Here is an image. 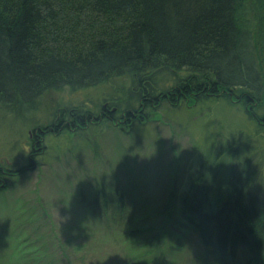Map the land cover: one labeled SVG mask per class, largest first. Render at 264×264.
I'll list each match as a JSON object with an SVG mask.
<instances>
[{
	"label": "trees",
	"instance_id": "16d2710c",
	"mask_svg": "<svg viewBox=\"0 0 264 264\" xmlns=\"http://www.w3.org/2000/svg\"><path fill=\"white\" fill-rule=\"evenodd\" d=\"M123 77L131 80L124 107L113 103L110 111L103 104L105 120L130 123L163 102L179 106L213 96H234L246 109L259 103L264 0H0V103L17 109L51 89H87ZM62 112L86 124L83 107ZM64 116L53 130L65 126ZM236 142L232 134L191 166L179 211L215 264H264V155L244 157ZM15 172L0 167V189ZM93 194L88 205L103 223L123 219L121 192ZM31 258L28 264H72L67 253Z\"/></svg>",
	"mask_w": 264,
	"mask_h": 264
},
{
	"label": "rangeland",
	"instance_id": "374dc122",
	"mask_svg": "<svg viewBox=\"0 0 264 264\" xmlns=\"http://www.w3.org/2000/svg\"><path fill=\"white\" fill-rule=\"evenodd\" d=\"M130 86L123 77L51 89L17 109L0 103V167L16 171L0 189V264H28L40 252L67 253L72 264H215L180 215V195L201 154L232 134L244 157L264 155V122L251 115L264 116V92L247 109L234 96H213L163 102L130 123L105 120L102 105L124 107ZM67 107H83L86 124L71 122ZM61 114L70 124L53 130ZM99 189L124 196L125 215L112 227L88 205Z\"/></svg>",
	"mask_w": 264,
	"mask_h": 264
}]
</instances>
